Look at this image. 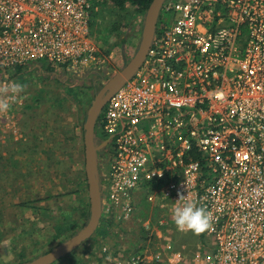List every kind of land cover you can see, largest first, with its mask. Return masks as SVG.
Wrapping results in <instances>:
<instances>
[{
	"label": "built area",
	"instance_id": "2783aa9c",
	"mask_svg": "<svg viewBox=\"0 0 264 264\" xmlns=\"http://www.w3.org/2000/svg\"><path fill=\"white\" fill-rule=\"evenodd\" d=\"M99 9V0H0V104L9 105L0 130L19 136L16 70L46 62L107 75L92 31ZM160 13L168 21L159 14L142 66L95 126L108 158L101 216L133 220L141 191L150 209L135 249L103 253L111 264H264V0H164ZM189 201L210 217L193 255L173 244L189 232L173 210Z\"/></svg>",
	"mask_w": 264,
	"mask_h": 264
},
{
	"label": "rangeland",
	"instance_id": "374dc122",
	"mask_svg": "<svg viewBox=\"0 0 264 264\" xmlns=\"http://www.w3.org/2000/svg\"><path fill=\"white\" fill-rule=\"evenodd\" d=\"M99 7L92 31L107 75L73 76L46 62H40L41 72L29 67L14 72L17 84L23 85L19 114L24 112L26 122L35 124L32 132L38 142L24 143L0 130V264H26L48 253L75 236L89 219L84 121L97 92L137 51L145 17L137 15L127 24L131 8L118 10L106 0H99ZM168 19L160 13L161 22ZM94 141L96 147L103 146L99 135ZM100 150L95 156L98 175L108 166L107 153ZM149 210L146 192L141 191L133 220L121 223L115 212L101 216L95 233L54 264H111L103 248L135 249Z\"/></svg>",
	"mask_w": 264,
	"mask_h": 264
},
{
	"label": "water",
	"instance_id": "95a60500",
	"mask_svg": "<svg viewBox=\"0 0 264 264\" xmlns=\"http://www.w3.org/2000/svg\"><path fill=\"white\" fill-rule=\"evenodd\" d=\"M163 2L164 0L152 1L145 13L141 39L137 51L124 68L110 78V80L97 92L87 112L83 125L84 171L90 207L87 224L70 240L26 264H54L59 259L75 250L95 233L102 212L101 192L95 156L103 147L102 145L99 147L95 145V126L106 103L114 93L132 79L142 66L155 34L156 24Z\"/></svg>",
	"mask_w": 264,
	"mask_h": 264
},
{
	"label": "clouds",
	"instance_id": "9594fccd",
	"mask_svg": "<svg viewBox=\"0 0 264 264\" xmlns=\"http://www.w3.org/2000/svg\"><path fill=\"white\" fill-rule=\"evenodd\" d=\"M23 90V85L13 83L11 91L19 93ZM8 104H0V110H7ZM182 198V194H178ZM173 223L179 231H191L195 234L204 232L210 225L209 214L203 207L197 206L195 201L178 204L173 210Z\"/></svg>",
	"mask_w": 264,
	"mask_h": 264
},
{
	"label": "trees",
	"instance_id": "16d2710c",
	"mask_svg": "<svg viewBox=\"0 0 264 264\" xmlns=\"http://www.w3.org/2000/svg\"><path fill=\"white\" fill-rule=\"evenodd\" d=\"M106 1L109 2L115 9L118 10H125L127 8H131L133 12L130 13L127 21V24H130L132 23V21H134L137 15H142V16L145 15L147 9L149 8L153 0H106ZM116 27H118V25H116ZM96 42L97 44L99 43L98 41ZM99 137L100 140L103 139L102 136ZM22 206H26V204H23ZM174 236H175V241H173L174 249L179 250L181 249L182 245H186L187 246L186 250L189 252L190 255H193L195 253L196 244L198 241L204 242L203 232L200 233L199 236H197L195 233L191 231L183 235L175 234ZM191 245H194L195 247L194 246L191 247Z\"/></svg>",
	"mask_w": 264,
	"mask_h": 264
},
{
	"label": "crops",
	"instance_id": "0c3cea01",
	"mask_svg": "<svg viewBox=\"0 0 264 264\" xmlns=\"http://www.w3.org/2000/svg\"><path fill=\"white\" fill-rule=\"evenodd\" d=\"M19 112L17 113V116H16L17 120L20 118L17 121L18 129H19V136L17 139H18V141H19V139L20 140L22 139V142H24V143H26L29 140L28 142L32 143L35 140V135H34L36 132L35 124H33V123L31 124V123L26 122V120L23 118V117H25V115L23 114L24 112L22 114H19ZM18 114H19V116H18ZM21 117H22V119H21ZM32 130L34 131V134H33ZM29 134H30V136H28ZM37 139H38V136H36L35 144L38 142Z\"/></svg>",
	"mask_w": 264,
	"mask_h": 264
},
{
	"label": "flooded vegetation",
	"instance_id": "af4514ba",
	"mask_svg": "<svg viewBox=\"0 0 264 264\" xmlns=\"http://www.w3.org/2000/svg\"><path fill=\"white\" fill-rule=\"evenodd\" d=\"M104 150H105V149H104ZM99 151H101V150H99ZM99 151H98V152H99ZM102 151H103V150H102ZM102 151H101V152H102ZM105 151H106V150H105Z\"/></svg>",
	"mask_w": 264,
	"mask_h": 264
}]
</instances>
